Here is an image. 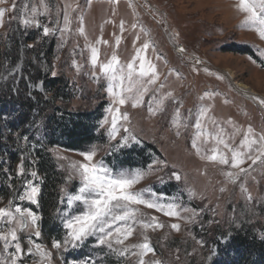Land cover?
<instances>
[{
	"label": "rangeland",
	"instance_id": "rangeland-1",
	"mask_svg": "<svg viewBox=\"0 0 264 264\" xmlns=\"http://www.w3.org/2000/svg\"><path fill=\"white\" fill-rule=\"evenodd\" d=\"M239 2L0 0V109L8 94L24 93L34 104L40 94L51 103L37 72L67 84V98L57 99L56 106L72 112L100 108L97 141L81 150H46L62 177L52 213L57 237L42 232L37 212L40 178L33 157L43 142L42 121L30 122V134L22 138L14 133L20 154L14 169L2 171L7 176L0 192L7 195L0 196V209L12 216L0 217V237H8L0 239V264H214L225 261L223 248L238 232L264 239V39ZM236 47L252 55L231 51ZM113 57L115 71H101ZM129 63L135 69L130 79ZM141 64L155 72L141 76ZM235 83L248 90L241 93ZM5 109L0 110V140L8 148L13 134L8 127L20 109ZM246 136L255 143H242ZM134 148L147 152L143 165L118 162L123 151ZM233 152L241 154L236 167ZM85 153H94L91 163L114 177H138L129 191L145 203L114 209L113 215H132L124 221L109 217L103 233L73 241L64 224L85 207L68 203L82 186L79 166L89 163ZM212 155L217 159H209ZM221 156L228 163H221ZM2 162L9 163L0 157ZM29 184L39 189L36 203L21 199ZM17 207L31 211L36 224L21 217Z\"/></svg>",
	"mask_w": 264,
	"mask_h": 264
},
{
	"label": "trees",
	"instance_id": "trees-1",
	"mask_svg": "<svg viewBox=\"0 0 264 264\" xmlns=\"http://www.w3.org/2000/svg\"><path fill=\"white\" fill-rule=\"evenodd\" d=\"M232 49L231 51L235 53L252 55L246 47ZM35 79L43 82L45 91L50 94L52 99L51 103L44 101L38 94L37 103L34 104L24 93H19V96L8 94L4 98L6 101H3L1 105L2 110H0L2 113H7L6 105H14L20 109V112L15 121L8 127L9 131L13 132L7 139L8 148L0 140V157L9 161L8 165L3 162L0 164V188L2 187L1 182L7 176L2 172L3 169L12 170L18 162L20 151L16 145V139H13L14 133L18 134V139L30 134L28 124L40 118L43 128V142L39 144L41 147L35 150L33 157V165L40 178L37 212L40 215L39 225L42 232L47 237H57L60 234V229L57 222L54 221L52 213L59 205L58 187L62 183V177L57 173L50 154L46 153V150L56 146L68 150H81L85 145L97 141L96 122L100 117V108L90 112H72L66 107L56 106L57 99L62 98L64 100L67 98V84L62 78H47L42 76L40 72H37ZM50 108L52 110L48 111ZM1 138H3V135L0 133ZM146 148L155 153L152 147L147 146ZM121 154L118 162L125 166L143 165L148 159L146 157L147 152L142 148L128 149ZM11 186L12 188L15 186L14 182H11ZM4 192L1 190L0 196L4 194L6 197L7 191ZM222 252L225 261L216 260L214 264H264V239H257L249 232H238L224 246Z\"/></svg>",
	"mask_w": 264,
	"mask_h": 264
},
{
	"label": "snow or ice",
	"instance_id": "snow-or-ice-1",
	"mask_svg": "<svg viewBox=\"0 0 264 264\" xmlns=\"http://www.w3.org/2000/svg\"><path fill=\"white\" fill-rule=\"evenodd\" d=\"M238 7L241 11L247 12L249 14L246 18L248 21L259 25L257 29L258 33L261 38L264 39V0H240ZM257 9H259V11H257ZM2 15L3 11L0 10V16ZM25 23H29V21H25ZM44 32L45 34H47L48 29L45 28ZM144 47L147 48L148 45H144ZM96 60L97 54L96 50L94 49L92 56L93 65L96 64ZM116 63H118V60L116 57H113L112 62L101 67V71L105 73L110 71L114 72ZM128 70V76L130 79L133 71H135L132 63L128 64ZM149 72L154 73V67H150L146 71L144 69L143 64H141L139 74L141 76H147ZM112 78L116 79L115 76H113ZM150 82H154V77L153 81ZM128 90L131 91V88H129ZM119 102L123 104L124 100L120 99ZM262 103H264V101H262ZM124 118L127 119L126 116ZM113 127H115V118L113 119ZM251 131V129L248 130L249 133ZM260 139L264 140V136H261ZM244 142H249L247 141V136L245 137V141H242V143ZM221 143H223V141H221ZM249 143H255V141L253 140ZM225 147H227V145H225ZM83 155L84 159L89 163L81 164L79 166L81 169L80 174L82 178V186L79 188L78 194L73 195L69 198L68 203L69 205H71L73 201H77L81 202L85 207L82 214L74 216L71 220L65 222L64 224V227L69 229L68 235L73 241L81 240L83 237L92 234L93 231L103 233L105 227H110L107 222V218L109 217H111V219L114 221H124L132 215V213L128 211H125L122 215H113L114 209L126 208L129 204L145 203V201L139 198L138 193L134 194L129 191L132 185L138 182V177L136 179H128L123 175H120L119 177H114L107 169L98 166L95 163H91L93 160L94 153H85ZM240 155V153L233 152V167H236L239 163L242 162L239 160ZM209 159L216 160L217 157L216 155H212L211 157H209ZM220 162L225 164L228 163L227 159L223 158V156H221ZM33 175H35V173H33ZM228 175H231V173H228ZM28 187L29 191L26 193L25 196H22L21 199L27 198L32 203H36V196L38 194L39 189L31 184H29ZM121 202L125 203L122 204ZM146 206L149 208L155 207V205L151 203H148ZM16 212L19 213L21 217L26 216L28 219H30L33 225L36 224L38 218L31 211L22 210L17 207ZM165 214L176 215L175 212H168ZM11 216V212L6 211L5 209H0V217ZM172 227L178 230L177 225H172ZM115 231L117 233H120L121 229L117 228ZM9 234L11 235L12 240L16 239L15 232H10ZM36 235L39 236L40 233L36 232ZM111 235L112 232L109 231L105 236H102L100 239V243L103 244L107 237ZM128 235H131L130 231L128 232ZM0 239H4L7 241L8 237L2 236L0 237ZM53 247H60L59 242H54ZM141 247L147 249L148 251H151L147 244L141 245ZM37 248H39V245H37ZM16 250L17 252L21 251L19 245L16 246ZM13 264H15V260H13ZM140 264H143V261H141Z\"/></svg>",
	"mask_w": 264,
	"mask_h": 264
},
{
	"label": "bare ground",
	"instance_id": "bare-ground-1",
	"mask_svg": "<svg viewBox=\"0 0 264 264\" xmlns=\"http://www.w3.org/2000/svg\"><path fill=\"white\" fill-rule=\"evenodd\" d=\"M235 86L237 87L238 90L241 91V93L242 92L245 93L248 90L247 87L241 83H239V84L235 83Z\"/></svg>",
	"mask_w": 264,
	"mask_h": 264
},
{
	"label": "water",
	"instance_id": "water-1",
	"mask_svg": "<svg viewBox=\"0 0 264 264\" xmlns=\"http://www.w3.org/2000/svg\"><path fill=\"white\" fill-rule=\"evenodd\" d=\"M25 264H28V263H25ZM43 264H47V263H43Z\"/></svg>",
	"mask_w": 264,
	"mask_h": 264
}]
</instances>
